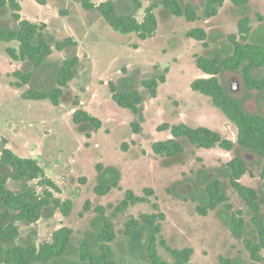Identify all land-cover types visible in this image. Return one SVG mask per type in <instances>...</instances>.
<instances>
[{
    "label": "rangeland",
    "instance_id": "rangeland-1",
    "mask_svg": "<svg viewBox=\"0 0 264 264\" xmlns=\"http://www.w3.org/2000/svg\"><path fill=\"white\" fill-rule=\"evenodd\" d=\"M45 1V4H39L35 0H19L21 16L36 23H46L44 33L53 46L48 63L59 67L65 58L78 55L80 63L69 88L78 96L79 107L100 118L102 125L87 138L72 122L74 108L70 103L61 100L58 105H53L47 99H24L21 94L31 85L15 86L18 79L13 72L38 71L29 61L13 60L6 53L7 46L18 47V42H0V143L6 138L7 146L15 153L34 158L59 187V191L53 192L54 196L73 202L67 216L50 204L37 222H19L17 242L25 243L30 236L37 244L50 241L53 232L63 226L71 228L73 238L79 239L86 231L93 230L91 221L99 214L96 208L101 206L104 216L111 217L115 232L111 245L117 256H122L124 251H120V245L125 223L130 217L162 214L163 218L156 219L160 231L155 239V247L162 259L172 261L166 250L168 246L191 248L189 264H222L220 258L235 256L248 260L247 250L232 237L222 220L221 206L203 215L197 210V205L201 204L199 198L192 199L187 193V183L196 169L215 172L231 159L233 152L217 146L204 149L187 145L180 161L165 163L164 157L151 149L154 142L171 137L169 130H158L157 127L164 123L207 126L227 139L236 140L237 127L208 96L190 88L193 79L209 75L195 64V56L206 51L203 42L186 37L185 33L192 27H203L211 37L218 33L223 36L237 34L240 14L230 8L226 0L215 17L189 22L183 16L160 15L158 6L154 9L158 27L153 36L141 40L135 33L113 30L96 11L84 10L79 0ZM102 1L106 0H93L95 4ZM112 1L117 13L133 14L138 21L151 4L150 0H139L141 7L136 10L131 0ZM184 1L201 3V0ZM245 14L250 18L251 31L264 33V0H249ZM0 20L5 27L16 26L8 6L3 9ZM66 37H73L77 46L57 51L55 42ZM258 40L264 41V34ZM210 47H214L213 41ZM263 71L264 66L254 69L252 76L259 78ZM161 74L166 76V81L159 84L156 97L151 98L143 81L157 79ZM54 76L53 71H40L37 84L49 86ZM225 80L232 95L243 98L248 111L264 114V98L258 99L255 92H248L239 74L230 73ZM109 81L118 90L136 89L142 94L139 114L143 118L116 104L111 98ZM246 92L249 94L244 97ZM134 120L141 125L139 132L132 130L130 123ZM122 144L126 145L125 150L121 148ZM99 164L121 173L118 186L105 195L94 190ZM250 167L254 174L245 173L239 181L257 187L264 181L259 178L257 165ZM218 177L226 181L225 177ZM177 184L181 185L179 191L175 189ZM7 186L18 190L21 182L9 179ZM148 189L152 192L148 193ZM127 190L146 200L131 203L125 211L112 216ZM226 191L232 209L241 208L235 192L231 188ZM86 200L90 206L85 210ZM3 219L0 216V221ZM261 254L264 256V250ZM123 257L124 264H146L137 253L124 252Z\"/></svg>",
    "mask_w": 264,
    "mask_h": 264
},
{
    "label": "trees",
    "instance_id": "trees-1",
    "mask_svg": "<svg viewBox=\"0 0 264 264\" xmlns=\"http://www.w3.org/2000/svg\"><path fill=\"white\" fill-rule=\"evenodd\" d=\"M45 4V0H35ZM86 11H96L104 21L115 31L123 34L135 33L139 39L145 40L153 36L158 19L154 9L160 6V15L183 16L189 22L204 21L218 13V8L224 0H205L202 9L192 7L184 0H150L151 4L145 8L141 21L133 14H119L112 0L95 4L93 0H79ZM134 2L135 9L141 7L139 0ZM233 5L242 12L237 21V34H218L211 37L203 27H192L186 37L202 41L206 51L195 56L196 66L208 77H198L192 80L190 88L205 96L218 108L227 120L237 127L235 141L223 137L220 132L207 126L191 127L184 122L175 124L164 123L158 130H169L171 137L159 140L152 144V151L164 157L165 163L178 162L182 158L185 146L193 145L197 148L210 149L220 147L230 150L234 147L246 150H256L264 155V117L257 112L248 111L243 98L232 95L225 77L230 73H237L242 77L245 89L255 92V96L264 98V71L259 78L252 76L254 69L264 66V41H259L250 36L249 16L245 12L249 8V0H231ZM8 6L11 16L16 22L15 27H5L0 20V42H18V47L7 46L6 53L17 61H29L35 70L53 71L55 76L49 86L37 84V73L15 70L13 75L18 79L14 85L20 87L25 84L31 86L22 92L21 96L27 100H49L53 105H58L61 100L73 105L72 122L76 129L90 138L102 125L100 118L79 107L77 95H73L69 82L74 78L76 68L80 63L78 55L74 54L63 60L57 67L47 62L53 52V46L46 37L45 22H33L21 16L19 0H0V17L3 9ZM63 15V12H59ZM244 13V14H243ZM261 18V17H260ZM249 39V40H248ZM214 47H210V42ZM77 46L73 37H66L55 42L54 48L62 51L69 47ZM168 71V67H165ZM1 76V72H0ZM166 81V76L161 74L157 79H146L144 87L149 96L155 98L160 83ZM39 85V86H38ZM111 98L122 108L130 110L134 115L143 118L140 107L143 103L142 94L131 89L118 90L112 81L108 82ZM246 92L244 97L249 93ZM133 132H139L141 125L137 121L130 123ZM0 143V264H124L123 254H138L146 264H189L193 250L191 248L176 249L166 246L172 261L161 258L155 247L156 234L160 231L157 218L162 214H142L140 217H130L123 230L124 239L120 245L123 249L122 256H117L111 243L115 239V232L111 217L104 216L103 207H97L99 214L91 224L93 230L86 231L79 239L73 238L71 228L63 226L55 230L50 241L37 244L33 237H28L25 243H18L20 236L19 222L32 224L39 220L43 210L50 204L58 208L65 216L69 215L73 202L71 199H61L54 196V191H59L56 183L46 175L44 169L34 158L22 157L7 146V139L2 138ZM121 148L126 149L122 144ZM257 172L264 179V163L257 165ZM97 177L94 190L105 195L113 187L118 186L121 173L117 169L97 165ZM228 183L218 180L216 176L213 183H209L204 190L198 212L204 214L207 207L214 208L225 200V186L234 189L237 195L245 201L247 217L237 216L233 213L228 216V226L234 235L240 236L247 226H254L259 231L258 235L252 231V236L245 238L250 249V256L254 261L248 264H264V258L259 250L264 247V215L259 206L264 202V183L259 191L241 184L238 179L246 172L253 175V170L245 165L239 155H236L227 165L220 169ZM202 170L199 169V174ZM12 179L21 182L18 190L8 188L7 182ZM35 181L34 184L30 183ZM174 187V185H173ZM152 190L148 189V193ZM175 193V192H174ZM260 193V195H259ZM144 196L135 195L127 190L121 202L115 207V214L125 211L129 204L145 201ZM90 202L85 201L84 209H88ZM239 212L240 209H239ZM123 244V245H122ZM126 247V249H125ZM222 264H245L240 258H221Z\"/></svg>",
    "mask_w": 264,
    "mask_h": 264
},
{
    "label": "flooded vegetation",
    "instance_id": "flooded-vegetation-1",
    "mask_svg": "<svg viewBox=\"0 0 264 264\" xmlns=\"http://www.w3.org/2000/svg\"><path fill=\"white\" fill-rule=\"evenodd\" d=\"M204 1L205 0H201V3L200 4H192V3H190V2H188L192 7H195V8H197L199 11L202 9V5H203V3H204ZM226 0H224L223 1V4H224V2H225ZM227 1H229V4H230V8H232V9H234L235 10V12L236 13H239L240 14V17L242 16V12L238 9V8H236L234 5H233V3H232V1L231 0H227ZM223 4L221 5V6H223ZM220 7V6H219ZM218 12H219V8H218ZM218 14V13H217ZM216 14V15H217ZM216 15H214V16H211L210 18H207V19H205L204 21H207V20H209V19H211V18H213V17H215ZM239 17V18H240ZM239 20V19H238ZM237 20V21H238ZM219 34V33H218ZM217 34V35H218ZM263 34L264 33H253V31H250V34H249V38H250V36L252 37V36H256L255 38L256 39H258V38H260L261 36H263ZM242 78V77H241ZM242 82H243V80H242ZM258 115H261L262 117H264V114H262V113H257ZM235 125V124H234ZM236 126V125H235ZM236 138H237V136H236ZM226 151H231V152H233V156L231 157V159H229V160H227L226 162H224L222 165L224 166V165H227L232 159H234L235 157H236V155H239L240 157H241V159H242V161H243V163L245 164V165H248V167L249 168H251L250 167V165H263V163H264V155H262L261 153L259 154L256 150H246V149H243V148H239V147H234V148H232V149H230V150H226ZM223 166H221V167H219L215 172H207L206 170H203V168H198V169H196L195 171H194V174H193V177H192V179H191V181L190 182H188L187 183V193L188 194H190V196H191V198L192 199H196V198H199V200L201 201V199H202V197H203V194H204V190H206L207 189V186H208V184L209 183H213L214 181H215V177L217 176H220V175H222V173H221V171H220V169L223 167ZM199 169H201L202 170V173L201 174H199ZM246 173H248V174H250L249 172H246ZM245 174V173H244ZM241 178V177H240ZM239 178V179H240ZM260 178V177H259ZM239 179H238V181H239ZM261 179V178H260ZM218 180L219 181H222V182H224V183H228V180H227V178H226V181L223 179V178H219L218 177ZM262 181H264V179H261V182ZM240 182V181H239ZM241 183V182H240ZM264 183V182H263ZM263 183H260V184H258L257 185V187H251V186H248V187H251V188H255L257 191H259L260 189H261V187H262V184ZM242 184V183H241ZM244 185V184H243ZM245 186H247V185H245ZM181 187V185H176V187H175V189H176V191H177V189H178V191H179V188ZM229 188H231L233 191H234V189L232 188V187H230V186H225V189H224V194H225V200H223V201H221L219 204H217V206L216 207H214V208H211V207H207L206 208V212L203 214V215H206L209 211H212V210H215L216 208H218V207H220L221 206V209L220 210H222V212H221V218H222V220L226 223V227L228 228V230L230 231V234L232 235V237L235 239V240H239L240 241V243H242V246L247 250V252H248V260H244L242 257H240V256H235V257H232V258H236V257H238V258H240L241 260H243L244 262H245V264H248V263H250V262H252V261H254V259H252L251 258V256H250V249L248 248V246H247V242L248 241H246L245 242V238H250L251 236H252V231H255V233L258 235V233H259V231H257V228L256 227H254V226H247L246 227V229H245V232L244 233H242V235H240V236H236V235H234L233 234V232L231 231V229L229 228V226H228V219H227V217L228 216H231L233 213H235L237 216H242V217H247V209H246V206H245V201H243V199L242 198H240L238 195H237V193L235 192V195H236V198L238 199V201L241 203V208H239L240 209V211L241 212H239V209L237 208V209H235V210H233L232 209V205H231V203L229 202V199H228V195H227V189H229ZM177 193V192H176ZM198 194H200V195H198ZM179 194L177 193V196H178ZM259 195H260V193H259ZM197 207H198V205H197ZM263 208H264V202L263 203H261L260 204V206H259V210L261 211V213L264 215V212H263ZM232 217V216H231ZM261 250H264V247H262L260 250H259V254L264 258V256L261 254ZM221 259V258H220ZM230 259V258H229Z\"/></svg>",
    "mask_w": 264,
    "mask_h": 264
}]
</instances>
